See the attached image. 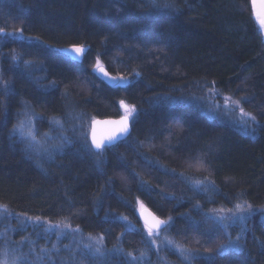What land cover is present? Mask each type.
Instances as JSON below:
<instances>
[{
	"label": "trees",
	"instance_id": "1",
	"mask_svg": "<svg viewBox=\"0 0 264 264\" xmlns=\"http://www.w3.org/2000/svg\"><path fill=\"white\" fill-rule=\"evenodd\" d=\"M157 3L173 7H154L152 0H0V29L23 30V37L0 36V204L68 220L122 250L85 257L84 264H128L122 253L129 251L149 255L137 198L172 218L176 239L197 240L188 243L199 253L193 264H264L263 218L249 219L245 232L241 224L228 228L232 239L242 236L243 252L223 256L213 247L227 237L209 219L211 209L238 199L264 204V41L249 0ZM80 44L87 46L80 60L58 51ZM97 57L125 83L106 85L91 68ZM206 84L247 98L243 107L257 116L255 131L212 111L198 92ZM121 100L136 106L130 133L99 156L85 135L44 153L13 132L24 104L38 112L40 134L55 120L69 127V115L119 116ZM195 160L203 166H190ZM204 177L216 191L193 189L191 181Z\"/></svg>",
	"mask_w": 264,
	"mask_h": 264
},
{
	"label": "snow or ice",
	"instance_id": "2",
	"mask_svg": "<svg viewBox=\"0 0 264 264\" xmlns=\"http://www.w3.org/2000/svg\"><path fill=\"white\" fill-rule=\"evenodd\" d=\"M152 4L157 8H172L173 5L169 3L159 4L157 0H152ZM252 7L255 9V19L259 24V31L264 32V3L257 4L256 0H252ZM19 33L20 37H23V30L18 29L16 32H5L3 29H0V36L8 37L15 36ZM39 39V37H36ZM61 52H71L75 53L74 59H80V57L85 52L84 45H73L69 49H58ZM13 61H18L19 57L13 56ZM25 65H30L31 61H23ZM94 70L98 73H102L105 77H109V73L105 71L104 65L97 57L96 64L94 65ZM114 83H119L126 81L125 77H109ZM4 91L10 93L11 89L9 87L8 81H2ZM55 82L53 81V85ZM211 94H219L218 89L209 88ZM247 102V98L234 99L231 95L224 96L223 102L212 101L211 110L222 112L225 115H234L237 113L236 120L238 123L245 129H250L252 132L255 131L254 125L258 124L257 116L251 112H248L243 107V104ZM121 107L124 109V115L119 120H110V121H93L94 124H104L108 125V130L101 136L97 137L96 129L92 130V146L96 149V154L99 156L103 153L105 148H108L116 144L121 139L125 138L129 134V121L133 118L136 113V106L126 104L125 101H120ZM37 117V114L30 110L24 113V118L21 119L18 125L14 126L13 132L18 133L21 140H27L29 146L33 144H40L41 141L38 140L36 129L33 125V120ZM54 123L62 127V122L60 120H55ZM47 136V134H45ZM203 160H195L191 163L190 166H203ZM175 171V170H173ZM183 176L184 173H181ZM193 189L200 192L216 191L215 181L204 177L203 179H193L192 181ZM137 204L139 208L140 217L143 219V229L140 231L146 234L144 242L149 245V247L155 246L157 251L161 250L162 246L164 248L173 249L176 253L182 257L186 264H191V262L196 259V254H194L192 249L186 248L183 244L176 241L175 239L170 238L167 235L168 229L171 227V217L167 219H161L154 212L150 211L143 201H140L137 198ZM195 207L200 208V205L197 204ZM211 214L209 219L214 223V230L217 235L223 233L227 237L226 243H221L217 245L215 253L218 256H223L227 251L232 250L236 252H243L241 247V235H237L235 239H232L231 235L228 233V228L235 225L239 222L241 227V232L247 231L246 222L251 219L253 216L261 215L264 217V207L255 208L247 200H239L234 203L233 207L225 208L223 206L219 208L211 209ZM13 215L12 211L8 208L7 205L0 204V216L8 217ZM20 216H24L23 220H20ZM18 221L21 226H23L28 221H33L37 226L47 225L45 228V233L53 229L56 230L57 236L65 235L67 231L79 232V227L73 229L70 222L62 221L58 224H52L49 221L42 220L41 217H28L26 214H19L17 216ZM120 220H123L126 224V227L129 229L135 230L136 226L128 219L127 216L119 217ZM230 221V223H226ZM5 237L4 246L0 247V264H55L53 260V255L59 252V248L56 244H52L51 249L47 247H40L37 251L35 242L31 241L28 237L22 239L19 243L23 245L25 242L28 244V252L17 251L15 249H10L8 246L7 238V229L4 233H0ZM88 243L84 245V248L95 258H102L106 255V251L103 248L102 241L103 236L93 237L91 234L88 237ZM67 247V246H65ZM112 253H121V249H113ZM206 251L211 254L212 249H206ZM124 256L129 258L128 264H142L143 258L147 255V252L141 251L139 256L133 254V252H124ZM31 257V259H30Z\"/></svg>",
	"mask_w": 264,
	"mask_h": 264
},
{
	"label": "rangeland",
	"instance_id": "3",
	"mask_svg": "<svg viewBox=\"0 0 264 264\" xmlns=\"http://www.w3.org/2000/svg\"><path fill=\"white\" fill-rule=\"evenodd\" d=\"M249 6H250V9L252 12L250 0H249ZM96 60L94 61L93 66H92L93 70H94V65L96 64ZM94 71L97 73L96 70H94ZM117 77H120V76H117ZM123 83H125V81L119 82L117 84H123ZM209 88H214V86H212L210 84H206L205 86H201L198 89V92L200 93L201 97H203V99L206 100V104H208L209 106H212L213 100L222 103L223 97L230 95V94L222 92L220 90H219V94L214 95V94H211L209 92ZM232 97L234 99H236L234 96H232ZM29 109L34 111L38 116V112L36 110L31 108L27 104H24V106L22 107V109L20 110V112L17 115L14 126L18 125L19 121L24 118V113L26 111H29ZM120 111H121L120 115H124V109L122 107L120 108ZM238 114L239 113L237 110L236 114L227 115V116L232 121L238 123V121L235 118L236 116H238ZM69 116H70V118L67 119L68 123H69V127L65 126L64 124H62V127L54 124L52 126L51 131H47V132L43 131L40 134H38L37 138H38V140L41 141V143L40 144H33V145H31V147H33L35 149V151H41L44 153H49L52 150L57 149V148L65 145L70 140L69 137L71 135L78 134V137L85 135L88 138L90 122L92 121V119L87 120V118H85L83 116H77L76 118L74 116H71V115H69ZM35 119L33 120L34 127H35ZM87 121H88V123L86 124ZM73 122H74V124H73V126H71V124ZM78 126H81V131L76 130L79 128ZM85 126H86V128H84ZM45 134H47V136H45ZM17 135L19 136L18 133H17ZM23 141H25L29 145L27 140H23ZM44 153H42V154L44 155ZM194 179H196V178H194ZM231 207H233V205L228 207V208H231ZM254 207L255 208L264 207V204L262 206H254ZM135 212H136V215L138 217V215H139L138 204L136 205ZM12 213H13V215L8 216V217L0 216V233H4L5 229H7L8 246L10 249H15L18 252L19 251L28 252L27 242H25L23 245H21L19 243L22 239H24L25 237H28L31 241L35 242V246L37 248V251L39 250L40 247H47V248L51 249L52 244H56L57 247L59 248V252L55 253L53 255V260H54L55 264H84L85 263L84 258L92 256L88 252V250L84 248L85 244L92 243L88 239L90 234H86L80 230L79 232L67 231L65 235L57 236L55 229L45 233V228L47 227L46 224L43 226H37L33 221H28L23 226H21L20 222L17 219V216L19 215V213H15L13 211H12ZM257 216L259 218L264 219V217H262L261 215H257ZM28 217H30V216H28ZM24 218H25L24 216H20V220H23ZM42 220L49 221L46 219H42ZM62 221L69 222L68 220L49 221V222H51L52 224H58ZM140 223H141V221H140ZM226 223H230V221H228ZM236 224H240V223L237 222ZM141 225H142V229H143V224L141 223ZM72 228L75 229L77 227L72 225ZM143 235L146 237V234L143 233ZM167 235L170 238L175 239L176 241L180 242L186 248H189V249H190V246L188 245V243L191 245L192 242L197 241L196 239L191 238L190 241H188V243H187V241L185 242V240H183V242H181L180 241L181 237H178L179 239H176L174 237V235L172 234V232L170 231V229H168ZM92 236L93 237H100L101 235H92ZM4 242H5V237L3 235H0V247L4 246ZM102 245H103V248L105 251H107L109 253L112 252L111 251L112 248L108 249V246H105L104 238L102 241ZM213 245L214 244L210 243L211 247ZM65 246H67V247H65ZM148 247H149V245H148ZM216 247L217 246H215L213 248H216ZM114 249H116V248H114ZM149 250L151 252L149 253V255H146L143 258L142 264H186V262L182 259V257H180V255L178 253H176L173 249L164 248L162 246L161 250L157 251L156 247L152 246V247H149ZM192 250H193L194 254H196V257H197L199 254L198 251H196L194 249H192ZM150 256H151V258H150ZM30 259H31V257H30ZM191 264H193V261L191 262Z\"/></svg>",
	"mask_w": 264,
	"mask_h": 264
},
{
	"label": "water",
	"instance_id": "4",
	"mask_svg": "<svg viewBox=\"0 0 264 264\" xmlns=\"http://www.w3.org/2000/svg\"><path fill=\"white\" fill-rule=\"evenodd\" d=\"M250 2H251V8H252V15H253V18L255 19V9L252 7V0H250ZM256 3L257 4H261V3H264V0H256ZM255 21H256V19H255ZM256 24H257V26H258V28H259V24H258V21H256ZM261 32V31H260ZM262 34V39H263V41H264V32H261ZM77 46H79V45H77ZM72 48V46H70V47H67V48H65V49H71ZM87 49V47H85V50ZM65 55H67V56H69V57H71V58H73L74 56H75V53H71V52H63ZM84 54V53H83ZM82 58V56L80 57V59ZM74 59V58H73ZM80 59H78V60H80ZM74 60H77V59H74ZM105 69V68H104ZM105 71H107L106 69H105ZM108 72V71H107ZM109 73V72H108ZM97 74H98V76L101 78V80L106 84V85H108V86H113V85H115L116 83H114L109 77H114V75H112L111 73H109V77H105L102 73H98V71H97ZM123 115H120V116H116V117H103V118H93L92 119V121L90 122V127H89V133H88V142H89V144H90V147L94 150V151H96V149L94 148V146H92V130H93V128H95L96 129V134H97V137H99V136H101V135H103L107 130H108V128H109V126L108 125H104V124H94L93 123V121H110V120H119L121 117H122ZM130 130H131V124H130V121H129V133H130ZM129 135V134H128ZM126 138V137H125ZM125 138H123V139H125ZM123 139H121V140H123ZM120 140V141H121ZM148 208V207H147ZM149 209V208H148ZM150 211H152L151 209H149ZM153 212V211H152ZM158 216V215H157ZM138 217H139V220L141 221V223L143 224L144 222H143V219L140 217V213H139V215H138ZM161 218V217H160ZM161 219H163V218H161Z\"/></svg>",
	"mask_w": 264,
	"mask_h": 264
},
{
	"label": "bare ground",
	"instance_id": "5",
	"mask_svg": "<svg viewBox=\"0 0 264 264\" xmlns=\"http://www.w3.org/2000/svg\"><path fill=\"white\" fill-rule=\"evenodd\" d=\"M0 39H1V38H0ZM80 45H84L85 47H87L85 44H80ZM64 49H65V48H64ZM86 50H87V49H86ZM86 50H85V51H86ZM62 53H63V52H62ZM92 66H93V64H92ZM92 66H91V68H92ZM104 68H105V67H104ZM105 69H106V68H105ZM106 70H107V69H106ZM114 77H117V76H114ZM116 85H119V84L116 83L115 86H116ZM113 86H114V85H113ZM119 116H120V115H119Z\"/></svg>",
	"mask_w": 264,
	"mask_h": 264
}]
</instances>
